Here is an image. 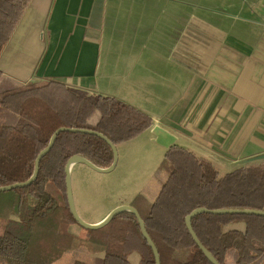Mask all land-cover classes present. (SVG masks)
I'll use <instances>...</instances> for the list:
<instances>
[{
	"label": "trees",
	"instance_id": "16d2710c",
	"mask_svg": "<svg viewBox=\"0 0 264 264\" xmlns=\"http://www.w3.org/2000/svg\"><path fill=\"white\" fill-rule=\"evenodd\" d=\"M30 1L0 0V55ZM152 125L149 114L117 97L57 80L21 83L0 71V186L28 180L37 155L60 127L100 132L119 150ZM74 155L100 168L114 161L102 138L62 132L32 184L0 192V264H132V253L139 254V264H156L135 214L121 213L96 230L75 220L65 172ZM78 166L87 167L72 168V183ZM152 179L156 188L136 193L127 204L139 211L161 264H212L187 228L193 210H264V157L221 174L211 160L175 144ZM237 223L244 229L229 228ZM192 224L220 264L264 263V216L202 213Z\"/></svg>",
	"mask_w": 264,
	"mask_h": 264
},
{
	"label": "crops",
	"instance_id": "0c3cea01",
	"mask_svg": "<svg viewBox=\"0 0 264 264\" xmlns=\"http://www.w3.org/2000/svg\"><path fill=\"white\" fill-rule=\"evenodd\" d=\"M260 1L31 0L0 71L21 83L57 80L122 99L152 117L142 137L230 172L264 157ZM155 89L166 91L159 97ZM129 259L139 264L137 253Z\"/></svg>",
	"mask_w": 264,
	"mask_h": 264
},
{
	"label": "rangeland",
	"instance_id": "374dc122",
	"mask_svg": "<svg viewBox=\"0 0 264 264\" xmlns=\"http://www.w3.org/2000/svg\"><path fill=\"white\" fill-rule=\"evenodd\" d=\"M260 7H263L264 11L263 0L260 1ZM186 85L188 86V82ZM120 90L118 93H121ZM165 91L155 89L154 96L160 97L165 94ZM144 94L146 95V91ZM173 98V95H169L167 103ZM132 99L145 108L149 107L146 105L144 97ZM148 136L150 137V135ZM148 136H141L138 141H129L130 143L127 142L119 146V165L115 171L98 173L84 166H78L75 169L73 174L75 203L80 216L86 222H99L115 207L127 204L136 193L144 191L146 188L149 190L156 188L157 184L153 181L152 176L167 150L165 151V147L152 141ZM145 156L149 159L145 160ZM216 167L221 174L227 173L224 168L218 165ZM1 233L2 229H0ZM80 254L81 252H75L71 255L83 257ZM137 256L139 257L138 253Z\"/></svg>",
	"mask_w": 264,
	"mask_h": 264
},
{
	"label": "water",
	"instance_id": "95a60500",
	"mask_svg": "<svg viewBox=\"0 0 264 264\" xmlns=\"http://www.w3.org/2000/svg\"><path fill=\"white\" fill-rule=\"evenodd\" d=\"M34 82V81H32ZM73 132V133H85V134H92V135H96L100 138H102L103 140H105L112 148L113 153H114V161L112 163V165L108 168H100L98 166H96L95 164H93L90 160L86 159L85 157L79 156V155H74L71 156L69 158V160L66 163L65 166V172H66V188H67V199H68V204H69V208L70 211L72 213V215L74 216L75 220L83 227L87 228V229H92V230H96V229H100L103 228L104 226L108 225L112 219L118 215H120L121 213L124 212H131L133 214L136 215V217L139 220V224H140V228H141V232L144 236V238L147 240L148 244L150 245V247L153 250L154 256H155V261L156 264H161V259H160V253L159 250L155 244V242L153 241V239L151 238V236L148 233V230L146 228V224L144 222V220L142 219L139 211L132 205L130 204H123L120 206L115 207L114 209H112L107 216H105L101 221L96 222V223H88L86 222L79 214L77 207H76V203H75V197H74V191H73V183H72V168L77 165V164H84L87 167H89L90 169L94 170L95 172L98 173H110L112 171L115 170V168L118 165L119 162V150L117 148V146H115V144L104 134L97 132V131H93L90 129H84V128H69V127H60L58 128L53 135L51 136L48 145L41 150V152L37 155L36 160H35V168H34V172L32 174V176L24 181V182H18V183H14L12 185H7V186H0V192L3 191H9L15 188H23L25 186H28L30 184H32L35 179L38 177L39 171H40V164H41V160L43 159L44 156H46L51 149L54 147L58 136L62 133V132ZM202 213H210V214H246V215H260V216H264V210H252V209H244V210H236V209H208L205 207H201V208H197L195 210H193L190 214H188L186 216V225L187 228L192 236V238L194 239V241L196 242V244L199 246V248L203 251V253L205 254V256L211 261L212 264H220L217 259L215 258V256L207 249V247H205V245L201 242L200 238L198 237L197 233L195 232L194 228H193V224H192V220L193 218H195L196 216L202 214Z\"/></svg>",
	"mask_w": 264,
	"mask_h": 264
}]
</instances>
